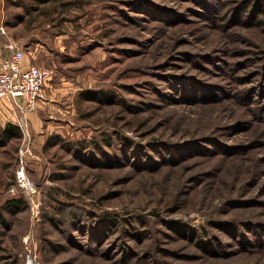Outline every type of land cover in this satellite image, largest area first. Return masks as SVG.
I'll return each instance as SVG.
<instances>
[{
  "label": "rangeland",
  "instance_id": "1",
  "mask_svg": "<svg viewBox=\"0 0 264 264\" xmlns=\"http://www.w3.org/2000/svg\"><path fill=\"white\" fill-rule=\"evenodd\" d=\"M243 1L4 2L50 74L0 147V208L24 200L0 211V264H264V5Z\"/></svg>",
  "mask_w": 264,
  "mask_h": 264
},
{
  "label": "built area",
  "instance_id": "2",
  "mask_svg": "<svg viewBox=\"0 0 264 264\" xmlns=\"http://www.w3.org/2000/svg\"><path fill=\"white\" fill-rule=\"evenodd\" d=\"M0 33H5L1 26ZM3 46L7 53L0 58V99L11 102L14 108L19 110L20 115L16 122L23 131H26L24 113L35 108L42 96L43 85L50 70L34 63L25 64L24 51L15 41L6 40ZM20 153H23L22 149ZM16 181L24 188H33L23 167L16 171Z\"/></svg>",
  "mask_w": 264,
  "mask_h": 264
},
{
  "label": "trees",
  "instance_id": "3",
  "mask_svg": "<svg viewBox=\"0 0 264 264\" xmlns=\"http://www.w3.org/2000/svg\"><path fill=\"white\" fill-rule=\"evenodd\" d=\"M23 1L24 0H8L7 3H9V4L11 3V4L17 6L20 3H22ZM247 1H246V4H244V1L242 2V4H243V9L244 10L247 9V10L250 11L249 14H248V16H251L250 14L252 12L254 14V10H256V9L263 10L262 8H264V6L262 8L259 7V4H258V1H260L262 3V5H264V0H253V2L251 0H247ZM32 2H36V0H32ZM38 9L39 8L34 7V6H26L25 7L26 12L29 13V16H30L29 22H32V21H34L36 19V15H34L33 13H35L34 11H37ZM41 9L43 11L44 10L46 11L48 8H44L43 7ZM21 19H22V17L17 16L16 17V21L15 22H11L12 25L16 24ZM6 23L7 22H4L3 25H7ZM101 96L103 97V100L105 102L106 101L107 102H110V98H109L110 96H109V94H107V93H104L103 94L102 93ZM20 138H21V132H20L19 127H18L17 124H15V123H13L11 121H7V122H5L2 125L0 124V147H5L9 142L12 141V139H17L18 140ZM16 149L17 148L14 147V152L15 151L17 152ZM3 151H6V150H3ZM14 159H16V161H17V158L14 155H12V159H11L12 161L11 160H7V161L0 162V168L2 170H4V171H6V170L9 171V174H7V180H6V182L4 181V179L3 180H0L1 184L2 183L3 184L5 183V186H8V185H10L13 182V180H12V178H13V168L11 166L14 163L13 162ZM23 202H24V200H22L21 197L8 199L1 206L0 211L1 210L2 211L5 210L8 213H15L19 209H22V207L24 206V203ZM112 219H113L112 218V215L111 216H106L103 219L105 225H101L102 228H107L108 223L111 224ZM0 222H2V223L4 222V219L2 218L1 212H0ZM97 223H98V221L94 222L93 224H97ZM175 226H176V228L178 230H182L184 228L186 229V225L183 224V223H180V222H178V224H176ZM235 231L236 232H233L232 233V236H234V238H235V236H238V235L242 236V232H241L240 229H236ZM88 235L90 236L89 237L90 239H93V240H96V241H100V237L103 235V231H101L100 229H99V231L97 229H92V230L89 229V234ZM262 236H263V234H260L259 232L255 231L254 232V235L249 239V241H251L253 239H255V240H260L261 239L262 241H264V238ZM241 238H243V236ZM1 251H2V247H1V241H0V252ZM122 253H123V256H124V252H122ZM125 254L126 255H130L132 253L129 252V253H125ZM121 259H123V260L120 261L121 262L120 264H133V263H124V261H125L124 257H121ZM18 264H22V263H18Z\"/></svg>",
  "mask_w": 264,
  "mask_h": 264
},
{
  "label": "crops",
  "instance_id": "4",
  "mask_svg": "<svg viewBox=\"0 0 264 264\" xmlns=\"http://www.w3.org/2000/svg\"><path fill=\"white\" fill-rule=\"evenodd\" d=\"M5 1L7 2L8 0H0L1 9L4 6ZM0 26L4 29V32H5L4 34L0 33V58H1L3 54L7 53V49L3 46L6 40L15 41L16 43H18V45L21 48H22V42L18 38L14 39L13 36L9 34V31H8V28H6V25H3L2 23H0ZM24 63L29 64L32 62H29V61L26 62V60L24 59ZM18 114L20 115L19 110L15 109L14 106L10 102L0 99V124L1 125L7 121H11L16 124L15 119H17V117L19 116ZM24 116L30 120L32 125L34 124L36 126V121L32 120L34 118V114L32 112L27 111L24 113ZM13 117H15V119ZM34 129H36V127H34Z\"/></svg>",
  "mask_w": 264,
  "mask_h": 264
}]
</instances>
